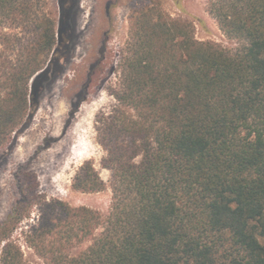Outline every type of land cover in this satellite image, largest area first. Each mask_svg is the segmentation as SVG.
Returning a JSON list of instances; mask_svg holds the SVG:
<instances>
[{"label": "trees", "instance_id": "1", "mask_svg": "<svg viewBox=\"0 0 264 264\" xmlns=\"http://www.w3.org/2000/svg\"><path fill=\"white\" fill-rule=\"evenodd\" d=\"M67 1L57 22L50 0H0V148L58 64ZM208 9L232 47L196 39L158 4L132 14L118 104L98 127L110 212L46 203L26 238L43 264H264V0ZM106 187L92 164L74 181L83 192ZM0 264L29 263L9 241Z\"/></svg>", "mask_w": 264, "mask_h": 264}, {"label": "rangeland", "instance_id": "2", "mask_svg": "<svg viewBox=\"0 0 264 264\" xmlns=\"http://www.w3.org/2000/svg\"><path fill=\"white\" fill-rule=\"evenodd\" d=\"M59 19V0H50ZM210 0H68L64 41L55 64L31 104L24 124L0 148V228L23 206V217L11 236L29 264L44 260L27 243L40 224L46 203L88 206L104 215L111 209V171L98 139L99 120L112 114L118 102L113 91L119 64L131 32L132 14L158 4L174 19L189 21L195 37L232 47L209 12ZM92 164L107 187L98 192L74 188L84 165ZM21 204V205H19ZM85 246L79 247L83 249Z\"/></svg>", "mask_w": 264, "mask_h": 264}, {"label": "flooded vegetation", "instance_id": "3", "mask_svg": "<svg viewBox=\"0 0 264 264\" xmlns=\"http://www.w3.org/2000/svg\"><path fill=\"white\" fill-rule=\"evenodd\" d=\"M58 63H59V59H58Z\"/></svg>", "mask_w": 264, "mask_h": 264}]
</instances>
